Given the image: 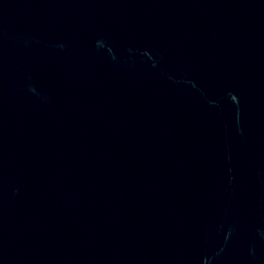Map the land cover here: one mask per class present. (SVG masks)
Returning a JSON list of instances; mask_svg holds the SVG:
<instances>
[{"label": "water", "instance_id": "95a60500", "mask_svg": "<svg viewBox=\"0 0 264 264\" xmlns=\"http://www.w3.org/2000/svg\"><path fill=\"white\" fill-rule=\"evenodd\" d=\"M0 264H264V0H0Z\"/></svg>", "mask_w": 264, "mask_h": 264}]
</instances>
